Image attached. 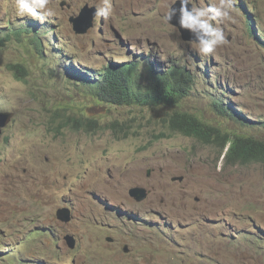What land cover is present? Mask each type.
<instances>
[{
    "label": "rangeland",
    "instance_id": "obj_1",
    "mask_svg": "<svg viewBox=\"0 0 264 264\" xmlns=\"http://www.w3.org/2000/svg\"><path fill=\"white\" fill-rule=\"evenodd\" d=\"M110 2L109 16L76 35L69 19L103 0H50L43 21L0 0V39L11 37L0 46V113L12 114L0 135V264H264V165L226 166L220 148L167 126L181 111L264 140V0H235L218 25L227 43L207 56L163 22L174 0ZM150 61L196 76L178 107L102 104L66 75L131 62L145 73ZM213 100L251 123L222 117ZM71 118L99 128L72 131ZM134 187L148 191L144 202L129 197ZM65 207L69 224L56 218Z\"/></svg>",
    "mask_w": 264,
    "mask_h": 264
},
{
    "label": "trees",
    "instance_id": "obj_2",
    "mask_svg": "<svg viewBox=\"0 0 264 264\" xmlns=\"http://www.w3.org/2000/svg\"><path fill=\"white\" fill-rule=\"evenodd\" d=\"M29 29L22 32L28 33ZM261 32V31H260ZM11 41V37L0 39V46ZM38 41H40L38 39ZM23 42L29 43L28 39ZM37 50H43L41 42L36 43ZM140 62L125 63L123 65H111L100 74L91 72H78L70 67L66 69V75L77 79L79 84L86 87L94 100L110 106H154L178 107L187 97L196 83V76L178 65H171L169 69L157 70L155 64L147 62L145 73L140 72ZM14 70L23 72L19 66ZM22 70V71H20ZM222 92V91H221ZM220 92V93H221ZM212 107L224 118L246 127L249 124L242 114L240 107L224 106L223 102L213 100ZM66 126L76 132H82L87 126L99 128L96 121L88 119L71 118ZM168 129L175 134L191 138L205 145L221 149V157L226 166L264 165V140L255 137L231 135L208 126L200 118L187 112L174 111L167 119Z\"/></svg>",
    "mask_w": 264,
    "mask_h": 264
},
{
    "label": "clouds",
    "instance_id": "obj_3",
    "mask_svg": "<svg viewBox=\"0 0 264 264\" xmlns=\"http://www.w3.org/2000/svg\"><path fill=\"white\" fill-rule=\"evenodd\" d=\"M49 2L50 0H15L19 15L28 16L39 21H43L46 15L50 14L46 11ZM234 3L235 0H216L213 4L193 7L192 0H174V4L169 7L162 20L169 25L175 20L180 29L186 30L191 35L192 40L190 42L194 44L198 53L207 56L214 52L217 47L227 43V37L218 25L224 20L231 19ZM111 12L110 0H103V5L94 14L103 18L109 16ZM260 31L262 38H264L263 30L260 29Z\"/></svg>",
    "mask_w": 264,
    "mask_h": 264
},
{
    "label": "water",
    "instance_id": "obj_4",
    "mask_svg": "<svg viewBox=\"0 0 264 264\" xmlns=\"http://www.w3.org/2000/svg\"><path fill=\"white\" fill-rule=\"evenodd\" d=\"M63 6L64 3L61 4V7ZM95 11L96 9L94 7H89L88 5H85L77 17H71L69 19V22L72 24L73 31L76 35H84L93 27V22L96 18V15L94 14ZM170 25L178 30L181 39L184 42L189 43L192 40L191 35L186 30L180 29L179 25L176 23L175 20H173ZM11 116L12 114L10 113H0V135L3 130L8 126L11 120ZM150 174L151 171H148L147 176L149 177ZM172 181L181 183L183 182V177L173 178ZM129 197L137 203H142L148 198V192L144 188L136 187L129 191ZM56 218H58V220L62 223L69 224L73 219L71 209L66 207L58 209L56 212ZM69 236L70 235H68V237H65L64 240L68 248L70 250H74L76 247V242L74 241L73 236ZM107 241L112 242L111 239H107ZM124 252L129 253V249L127 246H125Z\"/></svg>",
    "mask_w": 264,
    "mask_h": 264
},
{
    "label": "bare ground",
    "instance_id": "obj_5",
    "mask_svg": "<svg viewBox=\"0 0 264 264\" xmlns=\"http://www.w3.org/2000/svg\"><path fill=\"white\" fill-rule=\"evenodd\" d=\"M9 36V35H8ZM2 134V133H1ZM134 188H136V187H134ZM134 188H132V189H134ZM132 189H130V190H132ZM57 220H58V218H57ZM60 223H62V222H60ZM62 224H65V223H62ZM66 224H68V223H66ZM71 236V235H70ZM69 236V237H70ZM65 237H68V235H66ZM73 239H74V237H73ZM74 241H75V239H74ZM76 242V241H75Z\"/></svg>",
    "mask_w": 264,
    "mask_h": 264
}]
</instances>
